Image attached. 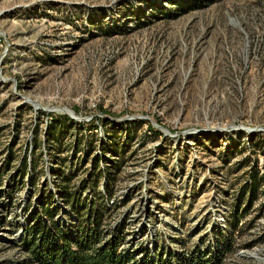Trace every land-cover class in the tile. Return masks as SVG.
<instances>
[{
  "label": "rangeland",
  "instance_id": "1",
  "mask_svg": "<svg viewBox=\"0 0 264 264\" xmlns=\"http://www.w3.org/2000/svg\"><path fill=\"white\" fill-rule=\"evenodd\" d=\"M66 184L109 186L124 248L222 232L223 264H264V0H0V264H37L28 213L65 223Z\"/></svg>",
  "mask_w": 264,
  "mask_h": 264
},
{
  "label": "trees",
  "instance_id": "2",
  "mask_svg": "<svg viewBox=\"0 0 264 264\" xmlns=\"http://www.w3.org/2000/svg\"><path fill=\"white\" fill-rule=\"evenodd\" d=\"M108 138L112 143V139ZM101 140L99 139L97 144L99 150H102L104 148L102 144H105ZM93 147L95 150L94 145ZM85 154L89 155V151L85 150ZM10 161L11 155L8 154L7 164ZM20 165L22 169L28 165L25 156L21 158ZM92 165L93 162L87 176L98 168V178L104 179H107V176L108 179L114 178L118 168L115 166L111 170L106 165ZM62 180L69 183L67 178ZM108 187L107 185L103 193L100 191L91 195L90 198L87 197L86 206L81 208L77 201L80 200L79 189H73L71 192L69 184L62 185L60 188L65 193V197L64 194L62 195L63 200H70L73 212L65 223L55 219L56 210L51 211L42 207L41 200L36 199L35 206L28 213L27 226L21 241L30 253L27 260L37 264H223L225 257L235 249L234 238L222 232H219L212 244L206 248L197 245L190 250L179 251L160 247L159 240L155 242L153 252L145 246L137 249L124 248L127 233L125 218L120 219L113 226L109 236H105L102 230L104 214L95 206V200H103L104 197L108 198L112 195ZM63 192L59 191L60 194ZM40 207L41 210H39Z\"/></svg>",
  "mask_w": 264,
  "mask_h": 264
}]
</instances>
